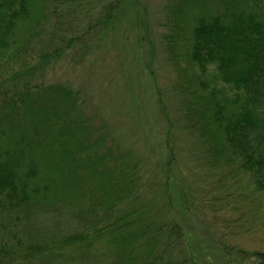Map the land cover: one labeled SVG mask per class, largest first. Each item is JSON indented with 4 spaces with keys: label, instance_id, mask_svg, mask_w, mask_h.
<instances>
[{
    "label": "trees",
    "instance_id": "obj_1",
    "mask_svg": "<svg viewBox=\"0 0 264 264\" xmlns=\"http://www.w3.org/2000/svg\"><path fill=\"white\" fill-rule=\"evenodd\" d=\"M42 1L0 0L3 83L10 73L12 80L35 71L34 51L45 63L50 51L42 58L44 51H59L52 42L66 40L61 35L71 23L54 6L42 18ZM171 2L161 40L185 128L206 148L209 191L203 200L214 211L239 216L223 222L230 235L246 234L258 227L251 213L264 210V0ZM108 4L106 10L116 13L119 2ZM214 6L218 10L209 15ZM47 19L53 20L48 41L36 47V29ZM21 83L0 86V264H106L108 257L114 264H193L180 250L181 224L143 217L137 164L109 147V136L90 123L78 93L59 84ZM55 203L56 224L51 218L45 223L79 221L85 231L68 235L57 233V226L41 242L14 213L52 212ZM252 255L264 264V252Z\"/></svg>",
    "mask_w": 264,
    "mask_h": 264
},
{
    "label": "rangeland",
    "instance_id": "obj_2",
    "mask_svg": "<svg viewBox=\"0 0 264 264\" xmlns=\"http://www.w3.org/2000/svg\"><path fill=\"white\" fill-rule=\"evenodd\" d=\"M62 1L57 6L55 0L41 3L42 18L54 6L59 18L71 23L67 34L61 35L66 39L64 44L52 42L59 51L54 53L52 46L44 51L42 58L50 51L45 63L34 51L30 65L35 71L15 75L12 80L8 78L10 73L6 83L0 79V86L21 87V82L27 80L42 87L63 85L78 93L90 123L101 129L99 134L109 136V147L120 149L131 163L137 164L138 187L142 193L138 201L144 208L143 217H155L157 223L171 220L181 224L185 243L180 250L184 249L183 254L191 263L258 264L252 253L264 252V210L251 213L257 222L256 229L230 235L231 229L224 227L223 222L228 219L229 223L239 216L214 211L210 202L203 200L209 191L205 178L209 173L206 148L197 135L185 128L181 98L174 90L176 75L161 40L165 16L174 3L171 0H78L68 5ZM110 1L119 2L116 13L111 8L106 10ZM74 6L76 16H73ZM215 10H218L216 6L208 14H215ZM52 28L53 20H43L36 29L40 33L38 41H34L36 47L39 42L47 43ZM29 51L27 48V60ZM109 164L103 167H110ZM32 181L40 185L38 178ZM38 198L44 199L43 195ZM58 204L53 205L52 212L21 209L14 213L20 214L18 219L26 232L33 234L37 230L41 242L57 226V233L84 232L79 227L87 226L79 221L70 226L62 220L57 221L59 225L43 221L51 218L56 224L54 207ZM99 246L105 249L103 244ZM238 250L251 255L241 258ZM106 261L114 264L111 257Z\"/></svg>",
    "mask_w": 264,
    "mask_h": 264
}]
</instances>
